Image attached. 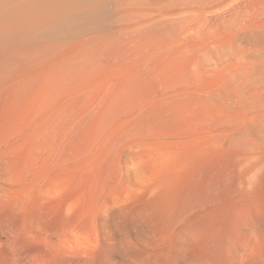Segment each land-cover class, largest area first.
I'll list each match as a JSON object with an SVG mask.
<instances>
[{"label":"bare ground","instance_id":"6f19581e","mask_svg":"<svg viewBox=\"0 0 264 264\" xmlns=\"http://www.w3.org/2000/svg\"><path fill=\"white\" fill-rule=\"evenodd\" d=\"M0 264H264V0H0Z\"/></svg>","mask_w":264,"mask_h":264},{"label":"clouds","instance_id":"9594fccd","mask_svg":"<svg viewBox=\"0 0 264 264\" xmlns=\"http://www.w3.org/2000/svg\"><path fill=\"white\" fill-rule=\"evenodd\" d=\"M255 176V174H254ZM190 238H195V234H189Z\"/></svg>","mask_w":264,"mask_h":264}]
</instances>
